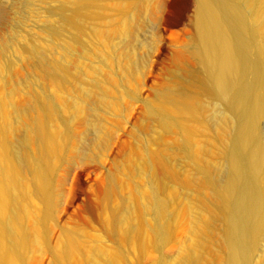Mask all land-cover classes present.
Masks as SVG:
<instances>
[{
  "label": "bare ground",
  "instance_id": "1",
  "mask_svg": "<svg viewBox=\"0 0 264 264\" xmlns=\"http://www.w3.org/2000/svg\"><path fill=\"white\" fill-rule=\"evenodd\" d=\"M145 1L147 0H60L56 12L61 25L50 26L48 40L63 34L68 42H80L77 35L86 32V22L98 21L103 5L113 2V5H110L114 7L115 12H107L110 15L114 13L115 16L109 19L111 29L107 24L106 29H110L107 33L111 32L112 35L115 34L113 36L119 37L118 46H128L134 36L132 22L145 8ZM157 4L165 11L172 12L170 17H165V23L169 24L164 26L166 29L177 27L186 18L189 4H194V17L189 20L196 35L191 56L198 68L185 73L188 74L186 86L189 91L178 94L177 98L165 94L159 102L149 105L148 110L158 117L164 130L177 133L179 150L186 162L192 165V171L199 179L197 187L209 189L214 199L211 209L195 202L192 209L194 240L189 246L190 255H179L170 264H196V258L203 255L209 242L206 225L201 221L204 213L209 221H220L222 224L218 252L224 258L223 264H252L253 252L264 233V132L260 127L264 104V0H158ZM147 9L145 8V11ZM2 14L0 8V22ZM109 20H106V23H109ZM91 26L89 23V28ZM97 27L98 29L95 27L91 30L87 38L93 48L95 47L96 51L92 46L91 49L96 52L99 64L106 61L105 51L108 52V49L103 51V48L108 47L107 40L110 36L104 33V26L100 27L101 29L99 25ZM84 39L86 38L81 40ZM69 46L63 44L62 51L65 54L70 53ZM37 47L31 46L30 52L45 62L49 75L65 82L66 86L70 74L65 64L69 60L67 63L57 62L47 51ZM116 52L118 53L113 49L112 54L115 55ZM109 59L111 60L110 56ZM98 64L95 65L98 67ZM8 65L10 66L9 61L3 64L0 62V72ZM96 66L94 68L97 70ZM107 70L103 74L110 71ZM94 72L91 74L90 83L94 88L106 87V92L103 89L98 93L100 95L97 103L104 105L106 109L110 107L108 110H111L113 103L109 102V85L106 84L112 85L113 76L110 72L111 75L108 76L112 77L105 79L107 74L102 78L103 74ZM114 86L116 85H112ZM88 87L81 88L82 92L79 93L82 96L67 92L68 88H64L67 93L64 95L63 90L58 104H53L51 98L42 94V97L35 98L33 110L39 108L42 115H37L34 122L32 121L33 124L27 126V134L18 142H11L16 136V131L9 115L0 109V264H26L28 258L24 250L40 239L44 240L47 232L45 221L52 218L58 197L55 193L57 184L55 188L54 175L63 155L72 151V142L78 138L75 136L77 130L72 131L69 126L72 120L85 111L89 110V114L92 112V116L83 119L82 126H85V131L79 134L81 149L97 141L102 131L95 116L99 106L94 99L91 100V97L95 96L92 95L93 87ZM113 92L112 89L111 97ZM14 113L16 118L25 114H21L17 109ZM88 136L92 137L89 141ZM33 144L35 149L31 153ZM13 155L15 163L12 160ZM28 156L32 157L30 162ZM23 171L28 173V179H25L26 173L23 174ZM148 179L151 203L143 207L153 219L152 230L159 241H166L172 234L166 210L167 201L160 195L157 180L152 177ZM32 195H36L41 203L40 211L35 212V215L33 209L30 213L28 208V199L34 198H29ZM127 216L119 215L115 209L111 211L113 231L117 232L123 227ZM30 217L34 218L31 230L27 228V223L25 225ZM29 231L32 232L33 238L28 235ZM125 231L126 234L139 232L132 227ZM7 237L12 240L10 249L5 245ZM69 241L54 254L63 262L73 264L72 259L78 251V244L73 242L76 239ZM92 258L95 264H100L94 256Z\"/></svg>",
  "mask_w": 264,
  "mask_h": 264
},
{
  "label": "rangeland",
  "instance_id": "2",
  "mask_svg": "<svg viewBox=\"0 0 264 264\" xmlns=\"http://www.w3.org/2000/svg\"><path fill=\"white\" fill-rule=\"evenodd\" d=\"M145 2L144 7L148 9L145 11L143 8L140 15L134 18V36L125 48L118 46L120 39L117 35L107 33V30L111 29L110 18L115 16L114 13L108 14L109 11L115 12L114 7H111L113 2H109V5L106 3L107 6L103 5L98 21L86 22L84 30L87 33H79L82 37L77 35L80 43L77 40L68 42L63 34L48 40L50 26L61 25L56 12L60 0H0V8L3 11L0 22V62H10V66L0 72V109L9 115L16 131V136L11 142L20 141L27 134V126L33 124L37 115H42L39 108L33 110L34 100L41 94L51 98L53 104H58L64 88L70 90L66 89L67 92L82 96L79 93L82 92L81 88L89 86L93 87L92 95L95 94L91 100L94 99L97 103L100 95L98 93L103 91L104 86L94 88L89 81L92 79V72L101 75L108 69L110 71L107 70V75L103 74L101 77L105 78L106 75L105 79H108L113 76L111 79L116 81V84L114 80L111 82L116 85L114 87L108 82L106 84L109 85L107 94L109 102L113 103V110L97 103L98 114L95 116L102 129L97 141L91 146L87 145L85 149L80 148L79 134L85 131V126H82L83 119L92 116L89 110L78 115L69 125L72 131L77 130L76 134L79 136L75 135L78 138L72 142V151L63 155L54 175V187L57 184L54 189L58 197L56 196L53 215L45 221L47 232L44 240L40 239L24 250L28 258L26 264H68L57 258L54 253L70 242L69 239H76L73 242L78 244L76 258L72 259L76 262L71 261L73 264H95L93 256L100 264H170L179 255H190L189 246L194 240L192 209L195 202L207 209L214 205L211 191L197 187L199 179L192 171V165L186 162L179 150L177 133L164 130L158 117L148 110L149 105L159 102L165 94L177 98L189 91L186 84L188 74L185 73L198 68L191 56L196 35L189 20L194 17V4H189L186 18L177 27L166 29L169 24L165 23V17H170L172 12L159 7L158 0ZM106 20H109V23H106ZM89 23L92 25L91 29ZM100 23L105 28L106 32L102 29L104 33L111 38L108 37V47L103 48V51L108 49L109 52L105 51L106 61L98 64L97 54L92 52L95 47L93 48L87 36L95 27L98 29V25L99 29L103 28ZM106 26L110 29H106ZM82 38L87 40H81ZM69 43L74 45L69 46ZM63 44H67L72 52L70 50L69 54H65ZM31 46L43 48L42 50L47 51L57 62L67 63L69 60V64H65L70 74L66 86L65 82L58 81L48 74L45 62L30 52ZM113 49L119 54L116 52L113 55ZM93 58L97 60L94 61ZM94 63L100 65L101 70L100 66L97 67ZM103 68L107 69L104 71ZM112 89L115 95L113 92L114 96L111 97ZM67 92L64 90V95ZM15 109L25 114L16 118ZM260 127L264 132V104ZM91 138L88 136V141ZM34 149L33 144L31 153ZM31 158L28 156V162ZM12 160L16 162L15 155ZM23 172L26 173L24 178L28 179V173ZM148 177L157 180L160 195L167 201L166 210L172 234L166 241H159L152 230L153 219L144 208L151 203ZM29 198L32 199H28V208L30 213L34 211L35 215L40 211L41 203L36 195ZM114 209L121 216L128 215L125 224L117 232L111 228L110 215ZM31 217L25 222L29 230L34 220ZM201 221L206 225L209 242L203 255L196 258V264H223L224 258L218 252L222 233L221 222L209 221L206 213L201 216ZM128 227L138 229L139 232L126 234ZM28 235L33 238L31 231ZM5 245L7 249L12 247L10 237L6 238ZM252 264H264V233L253 252Z\"/></svg>",
  "mask_w": 264,
  "mask_h": 264
}]
</instances>
